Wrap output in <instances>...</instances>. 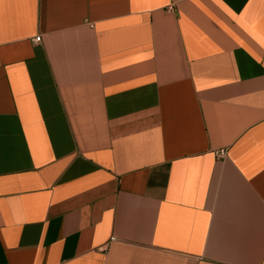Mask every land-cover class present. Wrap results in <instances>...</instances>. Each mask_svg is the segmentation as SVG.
Returning <instances> with one entry per match:
<instances>
[{"label":"crops","instance_id":"crops-1","mask_svg":"<svg viewBox=\"0 0 264 264\" xmlns=\"http://www.w3.org/2000/svg\"><path fill=\"white\" fill-rule=\"evenodd\" d=\"M0 264H264V0H0Z\"/></svg>","mask_w":264,"mask_h":264},{"label":"built area","instance_id":"built-area-1","mask_svg":"<svg viewBox=\"0 0 264 264\" xmlns=\"http://www.w3.org/2000/svg\"><path fill=\"white\" fill-rule=\"evenodd\" d=\"M169 11H173V7H170ZM34 41L35 42H40L41 41V37H36ZM218 156L219 157H225L226 156V151L225 150L218 151ZM113 240L114 239H111V241H113ZM106 247H100L99 250L100 251H104Z\"/></svg>","mask_w":264,"mask_h":264}]
</instances>
